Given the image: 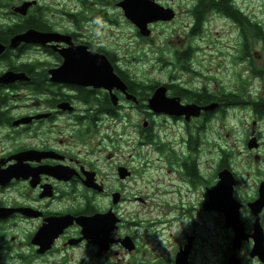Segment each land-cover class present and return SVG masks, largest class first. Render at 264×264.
Here are the masks:
<instances>
[{"label":"flooded vegetation","instance_id":"af4514ba","mask_svg":"<svg viewBox=\"0 0 264 264\" xmlns=\"http://www.w3.org/2000/svg\"><path fill=\"white\" fill-rule=\"evenodd\" d=\"M118 1L59 0L54 7L0 0V264H137L127 201L155 204L172 221L188 219L168 264H177L188 237L189 264L198 238L213 264H264V118L250 104H226L227 90L193 86L200 72L190 51L182 62L188 46L167 61L178 69H160V77L134 68L139 53L115 47L109 29ZM197 1L189 9L191 35L205 22L193 30ZM81 52L103 55L119 81L110 88L79 83L90 65ZM158 87L165 101L152 108ZM253 98L264 101L256 92ZM236 106L253 112L244 133L209 135L215 116ZM251 137L257 141L248 147ZM225 170L234 183L225 184V172L216 188ZM95 214L110 220L88 236L92 224L77 218Z\"/></svg>","mask_w":264,"mask_h":264},{"label":"rangeland","instance_id":"374dc122","mask_svg":"<svg viewBox=\"0 0 264 264\" xmlns=\"http://www.w3.org/2000/svg\"><path fill=\"white\" fill-rule=\"evenodd\" d=\"M42 3L57 7L59 0H42ZM116 0H114L115 2ZM157 3L172 7L175 16L168 22H153L150 35L141 37L136 35V26L122 15V9L114 5L112 12L114 25L109 26L115 47L128 50L131 54H138L140 61L133 67L143 70L145 76L160 77V69H178L167 64L172 59L175 49L187 47L191 49V65L199 71L191 81L193 86L206 85L212 92L230 90L240 81H244L253 93L264 95V51L262 40L248 37V56L241 59L242 34L239 25L230 18L218 13H210L203 24V29L194 35L188 34L191 17L190 5L192 0H155ZM239 10L251 21L261 25L264 31V0H234ZM58 13L53 21L58 22ZM137 29V28H136ZM138 32V31H137ZM253 37V36H252ZM142 38L143 40H140ZM162 61H165L164 64ZM250 62L262 70L260 76H253L250 72ZM157 70V72L155 71ZM191 77V76H190ZM253 112L250 107L236 106L225 110L219 117L215 116L209 124V135L219 133L229 138L230 133H244V124L250 125ZM240 146L236 147L239 149ZM125 214L133 222L132 231L139 239L140 251L137 254V264H156L162 258V264L172 256L174 245L183 238V232L188 226V219L172 221V213L161 215L159 207L149 203H135L127 201L124 205ZM169 218V222H163ZM160 219V221H159ZM206 220H200L199 225H205ZM210 247L198 238L194 253L193 264H213V260L205 254ZM133 259L134 256H131ZM209 260V261H207Z\"/></svg>","mask_w":264,"mask_h":264},{"label":"water","instance_id":"95a60500","mask_svg":"<svg viewBox=\"0 0 264 264\" xmlns=\"http://www.w3.org/2000/svg\"><path fill=\"white\" fill-rule=\"evenodd\" d=\"M116 5L121 7V9L123 11V15L136 26V28L138 29V32L142 36H148L150 34V29L148 27L149 23L157 22V21H170L175 16V11L172 7H165V6L157 3L155 0H119L116 3ZM29 33L30 32H28L24 36H21L20 38H26L27 36H28V38H30L31 33L30 34ZM55 35L57 36L59 34H55ZM40 36H42V35L35 32L34 40H36V39L41 40ZM48 37H49V35H48ZM54 39H56V37ZM81 53H82L81 61L84 63L87 62L90 65L87 67H82V70H83L82 74L81 75L78 74L76 76V77H80L79 83L82 82V83H86V84L88 83L89 84V83L93 82L94 85L97 84V85H102L104 87L110 88V86L112 85V82L114 83L116 81H119V79L113 73L111 65L109 64V62L107 61V59L103 55L97 54V56H96L94 54H86L85 55L83 52H81ZM73 69H75V67H73ZM56 71H57L56 74L61 77V66ZM85 81H87V82H85ZM164 90H165L164 87H158L155 89L152 97L149 99V106L150 107L154 108V107L159 105L158 103L160 102V97L164 96V93H163ZM214 104L216 105V103H214ZM213 106L214 105L211 104L210 108H213ZM187 108L191 109L192 106L191 107L187 106ZM256 141L257 140L255 137H251L248 140V147L255 146ZM226 171L227 170L220 172L219 175L222 179L218 182L216 188L223 186V184H224L223 175L225 174ZM225 175L227 176L226 180H225V184H227L229 182L230 185H232L234 183V181L231 179L229 172H226ZM229 177H230V179H229ZM215 207L217 209L218 208L223 209L222 206H210L209 208L213 209ZM224 210H226V209H224ZM103 215L109 216V214H95L94 216H90V217H81L79 219L77 218V220L80 224L82 223L83 227H87L88 225H90V223L91 224H95V223L108 224L110 219L108 220V217H107L104 220ZM227 223L232 224L233 220H230ZM236 231H237V229H236ZM91 233H92V229L89 228V233H88L89 235L88 236H90ZM234 236H235V238H233V241L239 240V236L237 233H235ZM190 241H191V237H188L187 244H185L184 248L180 249L179 252L176 254L177 264H189L187 257H188V252H189V248H190ZM228 264H235V263L233 260H230V262Z\"/></svg>","mask_w":264,"mask_h":264},{"label":"trees","instance_id":"16d2710c","mask_svg":"<svg viewBox=\"0 0 264 264\" xmlns=\"http://www.w3.org/2000/svg\"><path fill=\"white\" fill-rule=\"evenodd\" d=\"M213 11L230 18L237 25H239L243 38L242 55L239 56L241 59H246V56H248V37L246 36V32H250V34L253 36H251V38L255 37L262 40L264 51V31H262L261 25L255 21H251L246 15H244L239 10V8L236 7L234 0H198L191 10L196 23L193 30H198L201 27L202 23L205 21V18ZM188 51L191 52V49L188 48L187 51L182 52V62ZM178 60L179 58L177 57V61ZM249 68L253 76H260L262 74V70L253 66L251 62ZM249 91L250 90L248 89V85L245 84L244 81H240L236 84V89L234 91H227V93L222 94V97H225V99L227 100H231V102H228L224 99V102L226 104H250L256 114H258L259 117L264 118L263 99H249Z\"/></svg>","mask_w":264,"mask_h":264},{"label":"bare ground","instance_id":"6f19581e","mask_svg":"<svg viewBox=\"0 0 264 264\" xmlns=\"http://www.w3.org/2000/svg\"><path fill=\"white\" fill-rule=\"evenodd\" d=\"M165 99L164 97H162V100H160V102L158 103L159 105H161L162 103H164ZM102 220V219H101ZM95 223V222H94ZM82 224V223H81ZM95 224H98V223H95ZM95 224H92L91 225V229L95 228Z\"/></svg>","mask_w":264,"mask_h":264}]
</instances>
